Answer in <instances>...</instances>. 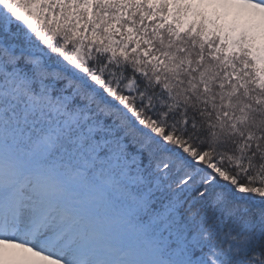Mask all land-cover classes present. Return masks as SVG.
Wrapping results in <instances>:
<instances>
[{"label": "snow or ice", "instance_id": "1", "mask_svg": "<svg viewBox=\"0 0 264 264\" xmlns=\"http://www.w3.org/2000/svg\"><path fill=\"white\" fill-rule=\"evenodd\" d=\"M0 264H264V0H0Z\"/></svg>", "mask_w": 264, "mask_h": 264}]
</instances>
